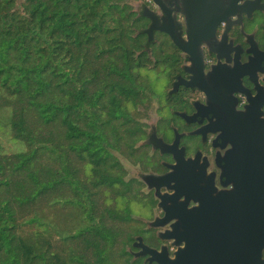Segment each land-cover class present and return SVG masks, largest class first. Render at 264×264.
<instances>
[{"label": "trees", "instance_id": "16d2710c", "mask_svg": "<svg viewBox=\"0 0 264 264\" xmlns=\"http://www.w3.org/2000/svg\"><path fill=\"white\" fill-rule=\"evenodd\" d=\"M121 1L0 0V114L26 146L0 145V264L130 263L142 197L117 153L144 137L150 60Z\"/></svg>", "mask_w": 264, "mask_h": 264}, {"label": "flooded vegetation", "instance_id": "af4514ba", "mask_svg": "<svg viewBox=\"0 0 264 264\" xmlns=\"http://www.w3.org/2000/svg\"><path fill=\"white\" fill-rule=\"evenodd\" d=\"M120 3L146 19L142 53L151 59L152 72L144 93L147 106L137 115L144 137L125 155L142 171L124 167V179L140 195L147 187V205L159 210L150 222L137 219L139 233L127 245L126 259L128 264H218V211L231 204L222 195L235 189L244 171L233 152L238 114L253 106L264 120V0ZM152 24L147 44L145 30Z\"/></svg>", "mask_w": 264, "mask_h": 264}, {"label": "water", "instance_id": "95a60500", "mask_svg": "<svg viewBox=\"0 0 264 264\" xmlns=\"http://www.w3.org/2000/svg\"><path fill=\"white\" fill-rule=\"evenodd\" d=\"M144 14L153 18L149 8H145ZM159 28L167 31L164 26ZM145 31L150 44L154 25ZM261 115L253 106L238 114L241 128L233 152L238 153L234 159L242 161L238 168L244 171L234 181L235 189L222 195V200L231 204L223 205L218 211V264H264V120ZM215 131L218 132V125ZM165 218L169 219L167 209Z\"/></svg>", "mask_w": 264, "mask_h": 264}, {"label": "rangeland", "instance_id": "374dc122", "mask_svg": "<svg viewBox=\"0 0 264 264\" xmlns=\"http://www.w3.org/2000/svg\"><path fill=\"white\" fill-rule=\"evenodd\" d=\"M148 60L151 61V59L148 56ZM148 61L146 67L141 71V75L143 77L144 82L146 83L147 87H148V80H151V68L147 67L148 64H150L151 62ZM157 105V104H155ZM147 106V104H144V106L142 105L140 108V111L142 112V110ZM2 115L0 114V145L3 147V149L8 152V153H15V152H19V151H23L26 149V146L24 144H22L21 142H19L18 140H15L13 138V136L10 134V132L8 131V127L4 125L3 121H2ZM118 152V151H117ZM116 152V153H117ZM117 155L120 157L119 159L121 160L122 164L124 167H126L128 170L130 171H142L141 166H133V164L131 163V161H128V159L126 158L125 155L121 154V153H117ZM134 173V172H133ZM132 175V174H131ZM149 192L148 188H143L141 190V195L140 197H142L141 200L138 201H133L130 206L132 209V217L133 219H135V221H131L129 223V225H131V227L136 228L139 225V221H142L143 223L146 222H150L151 217L154 214H158L159 210L158 209H151L146 202V197L144 196L147 195V193ZM123 206V205H122ZM139 219V221L137 220ZM141 223V222H140ZM52 234H53V241L57 244L60 245L61 241L59 239V235L57 234V232H55L54 230L50 229ZM121 264H124V260L121 259Z\"/></svg>", "mask_w": 264, "mask_h": 264}]
</instances>
